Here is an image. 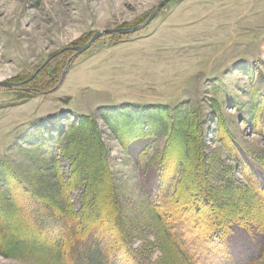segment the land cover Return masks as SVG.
Returning a JSON list of instances; mask_svg holds the SVG:
<instances>
[{"label": "rangeland", "instance_id": "1", "mask_svg": "<svg viewBox=\"0 0 264 264\" xmlns=\"http://www.w3.org/2000/svg\"><path fill=\"white\" fill-rule=\"evenodd\" d=\"M161 1L0 0V264H80L91 237L114 264H264V0H170L70 48ZM81 116L79 176L61 144ZM170 117L187 128L168 141ZM70 164L87 192L79 218L78 188L61 200L59 246L29 195L51 204Z\"/></svg>", "mask_w": 264, "mask_h": 264}, {"label": "trees", "instance_id": "2", "mask_svg": "<svg viewBox=\"0 0 264 264\" xmlns=\"http://www.w3.org/2000/svg\"><path fill=\"white\" fill-rule=\"evenodd\" d=\"M158 108H160V107H157L156 109H158ZM142 109L144 110L147 108H141V110ZM104 110H106V109H104ZM147 110H149V109H147ZM107 111H108L107 115H113V116L116 115V117H120L121 113L123 112V109L119 108V107L112 106L111 108L107 109ZM174 111L175 112L178 111V112L182 113V111L179 109H176ZM101 112H103V111H101ZM126 113H127V116H131V115L133 116L134 115L133 113H130V112H126ZM136 113H138V115H141L142 111L141 112L136 111ZM152 113L154 114V112H152ZM101 114L104 115V113H101ZM182 114L184 115V113H182ZM107 115H104V118H107L108 117ZM189 115H191V114L189 113ZM189 115L188 114L185 115L184 118L186 120L190 119ZM165 116L166 115H164V117ZM174 116H175V114H174ZM173 120H174V117H172V118L170 117L169 119L166 120L165 128H167L166 131H168V133H167V136L165 134L164 135L168 139V141H169V137L171 135V132L173 130L176 131L177 129H179L178 128L179 125H180V133L179 134H182L184 132V130L186 131V128H187L186 126H184L183 121H180L181 122V124H180V123H177L176 121L173 122ZM152 121H154L153 118H152ZM146 125H147V123H146ZM137 129H140V126H138ZM149 129L151 130V126ZM96 130H97L96 125L94 124V122L92 121L91 118H89L88 116H81L77 120V122L70 127L69 131L63 132L64 133L63 134V136H64L63 141L64 142H62V144H61L62 151L68 150L67 154L72 155V157L74 159L73 162L78 163L79 158L81 159L84 157V155H88V153L85 152V150H84V152L79 150V147L85 148V146H86V143H79L78 144L77 141H78L79 135L82 136V138L84 140L89 141L90 139H93V137L96 138V136H97ZM135 133L136 132H134L132 136H134L136 138H141L143 130L141 132L139 131L138 134L136 133L137 135ZM148 135H149V133H148ZM151 135L156 136L157 134H154L152 132ZM74 136H76V137H74ZM180 136L183 139H186V137L184 138V136H188V134L187 135H180ZM76 142H77V144L75 145L74 143H76ZM70 144L74 145V147H75V152L73 151V154H71L69 149H68ZM76 156H77V158H76ZM75 160H76V162H75ZM81 164H82L81 162H79L77 164L79 167V169L77 168V172L80 171L79 176H81L82 173H84V170L82 169ZM74 167L70 164L66 173H61L62 176L57 174V176L54 177L55 181L50 186L51 196L53 198L52 199L53 202H51V204L46 202L47 205H44V204H42L43 201H40L36 198L37 196H40V198L42 197L41 200L42 199L45 200V197H44L45 195L41 191H39V192L34 191L33 195H29V198L33 201V204L35 205V207L32 210L34 211V215L36 216L34 223L37 225L38 229H40V230L45 229L46 227H48L50 221L51 222L52 221L53 222L59 221V224L61 223L60 224L61 230L59 232L60 234L56 233L57 234L56 239L58 238V241H60L59 246L63 245V242L61 240L64 239L63 233L65 231V228L68 229L67 223L64 219H69L68 215L66 214V210H65L66 207L68 208L69 206H67L64 202H63L64 204L61 203V200L62 201L65 200L66 203H69V201L66 200L67 197H69V196L72 197V193L74 191V188H78L77 183L80 184V180L78 178V175L74 176V174H73V170L76 169V164ZM86 172H88V171H86ZM83 178H85L84 175H83ZM74 179H76V181ZM82 180H84V179H82ZM72 181H74V182H72ZM255 183L257 185V182H255ZM84 187H85V185H83L81 188H78V190L80 191V194L78 195V197H76V196L75 197L77 198L76 202H79L80 205H79V209H76V211L72 212V215L70 217L72 219L73 218H79L80 216H78V215L82 214L81 208L84 207V203H83L82 198L83 199L85 198L84 193L87 192V191L85 192ZM81 192H83L82 195H81ZM89 196L92 199L91 202L94 201L95 194H93L92 190H91V194ZM48 208H50V209L52 208L54 211H52V210L48 211ZM41 211H43V213ZM118 219H119V217H118ZM90 242L93 243V246L85 248V252L82 253L83 254L82 259H84V261L82 260L83 263H80V264H109V263L114 264V259H116V257H114V258L111 257L110 254L107 251H105V248L103 246L104 243L102 240H100V239L95 240L93 237H91ZM64 245H65V242H64Z\"/></svg>", "mask_w": 264, "mask_h": 264}, {"label": "water", "instance_id": "3", "mask_svg": "<svg viewBox=\"0 0 264 264\" xmlns=\"http://www.w3.org/2000/svg\"><path fill=\"white\" fill-rule=\"evenodd\" d=\"M168 1H170V0H162L158 5H156V7L152 10L150 15L147 17V19L142 24H139V25H136V26H133V27H129V28L97 30L85 44H83V45H75V46H72L70 48L75 51L74 55H76V54L86 50L95 40H97L99 37H101L104 34H109V33L126 34V33H131V32L137 31V30L143 28L145 25H147L156 16L158 10L165 3H167ZM37 71H38V69H37ZM66 72H67L66 69L62 72L61 77L59 79V82L57 83V85L53 89H56L62 83ZM35 73H33V75ZM15 85H16V83H14V82L0 81V86H3V87H11V88H13Z\"/></svg>", "mask_w": 264, "mask_h": 264}]
</instances>
